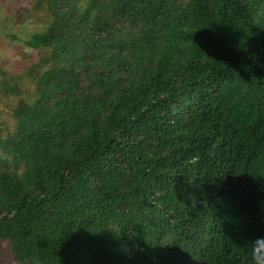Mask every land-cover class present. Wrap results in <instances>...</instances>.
<instances>
[{
  "label": "trees",
  "instance_id": "trees-1",
  "mask_svg": "<svg viewBox=\"0 0 264 264\" xmlns=\"http://www.w3.org/2000/svg\"><path fill=\"white\" fill-rule=\"evenodd\" d=\"M36 5L49 24L24 43L45 54L0 69L18 97L0 138V239L16 263L254 264L264 0Z\"/></svg>",
  "mask_w": 264,
  "mask_h": 264
},
{
  "label": "rangeland",
  "instance_id": "rangeland-1",
  "mask_svg": "<svg viewBox=\"0 0 264 264\" xmlns=\"http://www.w3.org/2000/svg\"><path fill=\"white\" fill-rule=\"evenodd\" d=\"M37 0H0V69L6 74H23L45 51L27 46L24 42L30 34L43 31L49 24V16L36 5ZM45 67L46 64L38 65ZM33 73L36 71L33 69ZM1 75V72H0ZM25 90L21 97L30 99L33 84L29 78L19 81ZM18 97L0 92V138L14 131L15 120L11 108ZM0 264H17L12 257L9 241L0 239Z\"/></svg>",
  "mask_w": 264,
  "mask_h": 264
},
{
  "label": "clouds",
  "instance_id": "clouds-1",
  "mask_svg": "<svg viewBox=\"0 0 264 264\" xmlns=\"http://www.w3.org/2000/svg\"><path fill=\"white\" fill-rule=\"evenodd\" d=\"M197 157H193L191 163H196ZM251 246V258L254 264H264V236H258L249 241Z\"/></svg>",
  "mask_w": 264,
  "mask_h": 264
}]
</instances>
